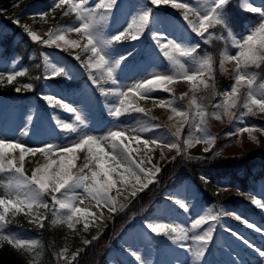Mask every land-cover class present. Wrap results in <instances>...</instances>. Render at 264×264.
Returning <instances> with one entry per match:
<instances>
[{"label":"rangeland","instance_id":"1","mask_svg":"<svg viewBox=\"0 0 264 264\" xmlns=\"http://www.w3.org/2000/svg\"><path fill=\"white\" fill-rule=\"evenodd\" d=\"M95 2L96 0H88L89 4H94ZM188 2L193 4V6H197V0H188ZM53 3L54 0H0V36L5 37L11 34V27L18 25L21 27V30L14 35L12 40V45L15 46L18 41L26 37L33 42L25 32L24 26H28L32 31L46 39V34L49 30L55 29L57 25L78 23L75 13L64 15V12L67 10L66 5L53 11L51 8ZM144 3H146V0H118V5L114 9L108 24L105 26V34L111 35L117 30L122 29V26L125 25L126 20L129 18L130 12L133 10V6ZM248 4L252 6H264V0H231L225 10L227 13V23H230L228 9L232 5L235 8L237 7L243 10ZM155 11L159 14V22L155 24V28L167 30L173 37L178 39L187 37L190 34V30H186V25L182 26L180 20L182 10H175L170 6H161L155 9ZM43 12H47L48 15L41 17L39 14ZM17 19L19 20V24L14 22ZM258 19V14L254 13L248 21L243 23L241 29H232L229 27L233 35H246V30L251 25L257 24ZM219 27L221 26H216L209 30L213 35L208 37L207 42L201 41L195 34H190L195 41L201 44L198 55L201 57L210 55L213 58V73L211 77L207 73L203 77L209 85L208 88H205L201 84H196L194 88L192 83L177 79L163 86L170 89L168 92L157 89L150 93L149 98L141 99L139 96L135 97V106L143 108L144 112H131L122 115L119 119L109 115V102H106L105 98L95 90V86L91 84V81L81 68V61L86 60L91 55V53L82 51V46L87 43L86 39L81 38L77 33H65L66 39L78 40L81 48L72 49L65 47L64 51L58 50L54 46L48 47L38 43L39 47L43 49L40 51L37 47L29 49L26 60H28L27 63L32 67L36 65L39 69L37 77L40 78L37 79L36 77L31 90L16 92V87L28 83L23 80H17L19 77H22L18 76L12 83L14 85L13 93L7 95L0 94V130L6 129V132L12 133L7 138L9 141L20 142L28 147L43 146L46 143L70 145L71 141L75 138V134L68 135L60 131L51 118L53 110L41 99L44 93L54 91L64 97L65 102L74 105L80 110L81 114L86 118L85 124L82 126V131L95 136H103L109 130L139 129L145 126L152 128L153 125H159L157 128H152V131L149 133H141L140 135L148 139L159 136L168 140H176L177 138L174 134L183 125L179 137L181 149L179 154L176 149H169L163 145L160 147L150 145L155 151L149 152L148 149L144 148L142 141L140 144H137L135 141H129L127 139L131 145H129L130 149L133 150L132 158L137 163H140L144 159L145 154L151 157L152 164L160 168L168 161H190L198 163L209 155L236 156L241 153L262 149L264 148V112H260L255 106H253V113H247V110L243 108V101L247 93L246 86H241L239 89L238 95L240 99L237 107L230 109V112L235 114L231 118L223 114V107L214 108L217 102L222 104L223 91L230 89L234 83L233 77L235 75L234 62H226L224 71L220 70V53L228 47L234 54L235 49L231 48L232 38L228 36V30L222 27L223 31H220L218 30ZM220 37L224 38L220 39ZM133 45H135L133 54L117 69L120 83L131 85L145 78L148 72L164 73L170 70L169 63L162 55L158 54L157 49L152 43L151 33H147L140 42L125 40L114 43L113 48L118 49L120 53H124L131 50ZM3 47L4 45L0 44V73L6 76L8 73L22 70L25 64L20 58V54L5 56L1 54ZM42 53L49 54V61L51 63L66 66L70 70V78L59 76L54 79H44L45 72H50L51 69L46 68ZM76 54H80V61L74 59ZM113 54L115 55V52ZM194 67L190 66V70ZM250 71L256 72L255 68L250 69ZM22 72L25 73L24 70ZM258 76L257 86L261 82H264V76L259 75V73ZM222 78L228 83L225 84L226 82ZM10 85L6 79L0 83V87ZM213 87L215 92H213ZM193 97L196 99L195 105L191 103ZM161 100L164 101L163 105L160 104ZM172 106L187 112L189 122H192V118L197 112V106L205 110L204 119L206 121L207 131L215 137V142L209 151H204V148L208 147V145L203 142L193 144L191 147L184 145V140L188 138L189 126L185 123L183 117L171 111ZM214 111L220 113L219 119L212 114ZM241 112L246 113L242 118H240ZM55 114L60 116L65 122H75L72 114L66 113L59 108L55 109ZM29 117H31V120H29ZM241 119L243 123H241ZM245 126L249 128L254 127L255 130L251 133L239 131V129ZM191 131L195 133V127H192ZM128 135L131 136L133 133L129 131ZM197 135H203V133ZM125 142L127 141L125 140ZM125 142L123 141V143ZM105 147L107 149L110 145L106 144ZM7 151L10 154L9 158H15L18 163V150ZM59 155V153H49L47 156L41 153H36L35 155L25 153L24 172L30 176L33 169L46 164L49 159L59 158ZM74 155L77 161L75 170L78 172L88 162V154L85 150H78ZM141 166L145 168L150 167L147 163H143ZM89 167L93 168L94 163H90ZM85 171L87 172L88 169H85ZM239 173V171L236 172V175L239 176ZM157 174H154L155 180L157 179ZM7 179V174H0V195L5 194L4 183ZM141 180L142 182H146L144 176H141ZM134 183V180L130 181L127 186L118 183L117 188H114L110 192V195L114 197L119 193L118 199L116 198L117 201H114L116 207L115 212H111L103 204L97 205L81 189L76 190L80 194V197L81 195H85L84 199L90 200L93 205L95 204V210L100 211L104 217L99 226L94 223L88 224L87 231L84 230V224L87 223L84 217L79 218L80 222L75 225L74 229H69L66 223L60 222L59 215H53L50 195L44 197L49 203L48 210L33 209V214L38 211L40 214L47 216V219L43 221V228L39 227L38 223H30L29 221L33 219V216L26 215L25 212L15 215L9 212L7 218L11 223L6 228L8 231L5 230V232L17 233L25 238L36 239L39 241V246L32 251H28L25 249H16L8 245L20 257L23 264H65V261L58 255L64 248L68 249L67 255L69 257L73 252L79 250V256L74 262V264H77L86 247L84 241L90 240L93 237H97L98 239L106 223L111 220V216L123 211L130 203L128 201L132 198L131 187ZM234 185L235 187H230L228 179H221L215 188L220 193V197L231 194L236 198H240L243 202L240 206L232 205L228 201H215V203L210 204L204 202L201 199V194L197 186L188 179L180 180L174 186H161L158 197L151 204V208L153 209L150 212L144 210L145 206H142L140 210H134L129 216V224L127 226L125 225L124 230L119 235L115 236L114 233L108 236L107 239L113 242L107 249L108 252L105 255V261L104 263L102 261L96 264H134V258L125 251L129 247L137 249L148 264H174L172 261H167V256L170 254L177 264H181L185 260V254L181 249L172 245L163 236L145 234V218L175 220L177 223L187 224V215L196 216L202 213V210H206L209 207L214 212L219 213L223 208L226 211L230 210L240 214L249 222L264 228V209H259L251 203L253 195L257 196V198L264 195V178L258 181H250L246 193H242L238 189L237 184ZM177 194L189 204V214L186 215L183 209L173 205L169 199V197ZM57 195L59 196V194ZM121 205L124 207L121 208ZM243 207L254 210L251 213H246ZM53 220H57L58 222L53 223ZM203 227L206 228L207 225ZM225 227L235 230L238 234H242L255 246L264 248V232L257 233L254 229L248 228L240 221L235 220L233 216L224 215L221 216L220 223L216 226L213 240L209 244L208 252L204 258V264H226L229 259L227 255L230 250L229 245L233 253L238 252L246 264H258V253L245 246L241 241L236 240L230 233L224 231ZM34 229L43 230L40 232L41 234H37L34 232ZM5 243L0 242V244ZM104 246L106 247V243Z\"/></svg>","mask_w":264,"mask_h":264},{"label":"snow or ice","instance_id":"2","mask_svg":"<svg viewBox=\"0 0 264 264\" xmlns=\"http://www.w3.org/2000/svg\"><path fill=\"white\" fill-rule=\"evenodd\" d=\"M230 2L231 0H197V6H193L188 0H146V3L142 5L133 6V10L122 29L117 30L114 34L106 35L105 26L117 7L118 0H96L94 4H89L88 0H54L51 6L53 11L66 5L67 10L64 15L75 13L78 23L57 25L55 29L49 30L46 39L32 31L28 26H24V30L33 42L48 47L54 46L61 51H64L65 47L81 48L78 40L66 39L65 33H77L81 38L86 39L87 43L82 46V51L91 53V55L86 60L81 61V68L91 84L95 86V90L105 98L106 102H109V115L119 119L122 115L131 112H144L143 108L135 106V97L149 98L150 93L157 89L168 92L170 89L163 86L177 79L192 83L194 88L196 84L208 88L209 85L203 77L205 73L211 77L214 61L210 55L202 57L198 55L201 44L195 41L190 34H195L201 41L207 42L208 37L213 35L209 30L221 26L228 30V36L232 38L231 48L235 49V52L233 54L226 47L220 53V70L224 71L226 62H234L235 75L233 77L234 83L230 89L223 91L222 104L217 102L214 108L223 107V114L231 118L235 114L231 113L230 109L237 107L240 99L239 89L241 86H246L247 93L243 101V108L247 110V113H253V106H255L260 112H264V82L257 86L258 73L250 71L252 68L261 69L264 65V6L246 5L243 10L258 14V23L251 25L246 30V35H233L227 23V13L225 11ZM161 6H170L172 9L182 10L180 16L182 26L186 25V30H190L187 37L178 39L173 37L167 30L155 28V24L159 22V14L155 9ZM39 15L46 17L48 13L43 12ZM14 22L19 24L18 19ZM147 33H151L152 43L158 54L162 55L169 63L170 70L164 73L148 72L145 78L140 81L131 85H124L119 81L117 69L133 54L135 45L131 50L124 53L114 49L113 45L125 40L140 42ZM223 38L220 37V39ZM42 56L46 68L51 69L50 72H45L44 79H54L59 76L70 78L71 73L66 66L51 63L48 53H42ZM74 59L80 61V54H76ZM190 66L195 67L190 70ZM24 74L21 71L8 73L6 76L0 73V83L6 79L8 84H12L18 76ZM39 78L37 77V79ZM32 87L31 84L25 83L16 87L15 91L31 90ZM213 92H215L214 87ZM41 99L53 110L51 118L60 131L68 135L75 134V138L70 145L46 143L43 146L33 148L0 137V174L8 175V179L4 183L5 194L0 195V242H6L16 249L28 251L36 249L39 246V241L25 238L17 233H6L5 229L11 223L7 218L9 212L14 215L25 212L26 215L33 216V219L29 221L30 223H38L39 227L43 228V221L47 219V216L40 214L38 211L33 214V209L48 210L49 203L44 197L50 195L53 215H59L60 222L66 223L69 229H74L75 225L80 222V217L91 215L87 208L77 205V201L83 202L80 199V194L76 191L77 189H81L97 205L103 204L111 212H115L114 198L110 195V192L117 188L118 183L127 186L130 181L134 180L131 196L135 197L137 191L146 189L149 184L154 182V174L161 171L158 166L152 164L151 157L147 154L140 163H137L132 158L133 150L130 149L128 144L123 143L121 138L135 141L137 144L142 141L144 148L148 149L149 152L155 151L150 145L156 147L163 145L169 149H176L179 154L181 150L179 137L183 127L181 125V128H178L174 134L176 140H168L159 136L148 139L140 135L141 133H149L152 128H157L159 125H153L152 128L145 126L139 129L109 130L103 136H95L82 131L86 118L74 105L65 102L64 97L60 96L59 93L47 92L42 95ZM191 103L196 104L195 97L192 98ZM160 104L163 105L164 101L161 100ZM57 108L72 114L75 122H65L55 114ZM171 111L183 117L185 123L189 126L188 138L184 140V145L191 147L193 144L203 142L208 145L204 148V151H209L215 142V137L207 131L204 119L205 110L197 106V112L192 118V122H189L187 112L175 106L171 107ZM212 114L217 119L220 118L219 112L214 111ZM245 114L241 112L240 118ZM29 120H31V117H29ZM241 123H243L242 119ZM192 127H195V133L191 131ZM254 130V127L249 128L247 126L239 129L241 132L249 133ZM129 131L133 135L129 136ZM199 133H203V135H197ZM253 139L255 138L253 137ZM106 144L110 145L111 152L106 151ZM7 150H18V163L15 158H9L10 154ZM78 150L87 152L88 162L78 172L73 173L71 168L74 167L73 161L76 158L74 154ZM25 153L33 155L41 153L46 156L49 153H59L60 155L59 158L49 159L43 166L33 169L29 176L24 172ZM90 163H94L93 168L89 167ZM143 163L149 164L150 167H142L141 164ZM54 166L55 170L50 171ZM85 169H88V172ZM141 176L146 178V182H142ZM202 179L206 178L202 177ZM136 185H140L139 189L136 188ZM169 199L173 205L183 209L186 215L189 214V204L179 194L169 197ZM251 203L259 209H264V195H261L260 198L253 195ZM123 207L121 205V208ZM224 215L233 216L235 220L240 221L248 228L254 229L257 233L264 232V228L249 222L240 214L230 210L226 211L223 208L217 213L209 207L196 216L187 215V224L177 223L175 220L145 218V234L163 236L172 245L181 249L185 254V260L181 264H204V258L208 252L209 244L213 240L216 226L220 223L221 216ZM57 222V220H53V223ZM204 225H207V227H203ZM88 227V223H85L84 230L87 231ZM224 231L258 253V264H264V248L255 246L242 234H238L231 228L225 227ZM93 239H97V237H93ZM84 243L90 244L91 241L85 240ZM228 247L230 249L227 253L229 259L226 264H246L238 252L234 254L231 246ZM125 251L134 258V264H148L137 249L129 247ZM67 252L68 249L64 248L58 255L65 261V264H74L79 256V250L73 252L70 257Z\"/></svg>","mask_w":264,"mask_h":264},{"label":"trees","instance_id":"3","mask_svg":"<svg viewBox=\"0 0 264 264\" xmlns=\"http://www.w3.org/2000/svg\"><path fill=\"white\" fill-rule=\"evenodd\" d=\"M228 12L230 13V24L232 23L234 28H241L245 17L241 16L233 6L228 9ZM18 29V26H13L14 32L12 33H16ZM218 30H222V28L219 27ZM1 41L4 43V54H6L11 49V42L9 37H3ZM28 46H31V43L22 41L21 44L13 49L16 53H20L21 50L22 52L23 50L25 51ZM32 70L27 71V73L31 74ZM257 71L260 75H264V65H262L261 69H257ZM24 76L26 74L19 77L18 80L21 78L25 79ZM219 78L221 79V77ZM222 80L227 83L225 79L222 78ZM13 87L14 85L0 87V94L12 93ZM160 169L161 171L157 174V179L149 184L146 189L139 192L127 205L124 212L117 214L112 221L107 223L99 238L91 239V243L85 245L84 253L77 264H96L102 262L106 251L104 244H108L111 241L107 239L108 236L119 233L127 225L129 216L134 210H140L142 206H145L144 210L149 211L152 202L158 197L161 186L168 187L179 182V179L188 178L201 192L203 201L208 203L225 200V197H220L214 193L215 183L220 178L225 177L229 179L232 185L236 183L245 192L248 188V183L253 181V178L258 180L264 176V148L253 152L241 153L236 156L209 155L198 163L190 161H168ZM238 171L240 172L239 176L236 175ZM201 175L206 179H202ZM226 198L235 205L240 203L236 197L227 196ZM0 264H23V262L8 245H0Z\"/></svg>","mask_w":264,"mask_h":264},{"label":"bare ground","instance_id":"4","mask_svg":"<svg viewBox=\"0 0 264 264\" xmlns=\"http://www.w3.org/2000/svg\"><path fill=\"white\" fill-rule=\"evenodd\" d=\"M234 66H235V63H234ZM10 129V128H9ZM0 135L1 137L3 138H8L10 135H12L11 132H6V129L5 130H0ZM122 140L125 142V140L127 142H125V144H128L130 145V143L128 142L127 139L125 138H122ZM131 146V145H130ZM34 147V146H32ZM106 151H110L111 152V148H107ZM74 163V167L71 168V171L73 173H76V166H77V161H76V158L75 160L73 161ZM43 166V165H42ZM55 170V166L53 167L52 170L50 171H54ZM88 172V171H87ZM89 175H90V172H89ZM116 177H114L115 179ZM140 187V185H136V188ZM51 189V187H50ZM131 190L133 191V187H131ZM84 196L85 195H81L80 199L83 201L82 203L78 202V206L79 207H82V208H87L89 210V212L91 213V215L87 216V217H84L85 221H87L88 224H96L97 226L100 225V223L103 221L104 217L103 215L101 214L100 211L98 210H95L94 206H96L95 204L93 205V203L90 201V200H87V199H84ZM114 198V201H117L118 197H119V193H117V195L112 196ZM117 198V199H116ZM115 203V202H114ZM175 257V256H174ZM167 261H172L174 264H177V262L173 259L172 255H168L167 256Z\"/></svg>","mask_w":264,"mask_h":264}]
</instances>
